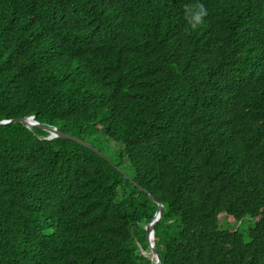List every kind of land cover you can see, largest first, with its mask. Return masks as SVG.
I'll use <instances>...</instances> for the list:
<instances>
[{
    "label": "trees",
    "instance_id": "16d2710c",
    "mask_svg": "<svg viewBox=\"0 0 264 264\" xmlns=\"http://www.w3.org/2000/svg\"><path fill=\"white\" fill-rule=\"evenodd\" d=\"M10 119L0 264H155L150 195L161 264H264V0H0Z\"/></svg>",
    "mask_w": 264,
    "mask_h": 264
},
{
    "label": "water",
    "instance_id": "95a60500",
    "mask_svg": "<svg viewBox=\"0 0 264 264\" xmlns=\"http://www.w3.org/2000/svg\"><path fill=\"white\" fill-rule=\"evenodd\" d=\"M19 120L25 122L29 126L37 125V126L43 128V129L47 130L49 132V135L46 136V138H48V139L54 138L56 136H62V137H66V138H71V139L76 140L78 142L84 143L85 145H87L88 147L92 148L93 150H95L99 154L104 155L100 150H98L96 147L92 146L90 143H88V142H86V141H84V140H82V139H80V138H78V137H76V136H74L72 134L60 131L55 126L43 125L42 123L37 121L33 115L32 116H27V117H22ZM9 121H16V119L2 120V121H0V123H5V122H9ZM126 176L128 177V175H126ZM140 188L142 190H144V188H142V187H140ZM150 197L153 200L158 202V208H157L156 213H155L154 217L152 218V220L145 225V228L147 230V243H148V247H149L150 258L152 259V261L155 262V264H161V259H160L159 253L156 251V249L154 247V231H155L154 228H155L156 223L162 217L163 210H164V205H163L162 202L156 200V198L153 195H150ZM151 235L153 236V240L151 239ZM140 248L142 249V247H140ZM143 252H144V250H143ZM144 254H146V251H145Z\"/></svg>",
    "mask_w": 264,
    "mask_h": 264
},
{
    "label": "rangeland",
    "instance_id": "374dc122",
    "mask_svg": "<svg viewBox=\"0 0 264 264\" xmlns=\"http://www.w3.org/2000/svg\"><path fill=\"white\" fill-rule=\"evenodd\" d=\"M99 148L103 149V151H105L106 153H108L109 155H112L113 152L112 151H109L108 148L106 147V145H102V144H99L98 145ZM126 159V158H125ZM122 167H123V172L130 176V174L132 173V170L131 168L129 167V164L128 162H122ZM220 221H219V224L221 226H224L226 228H232V227H239V230L241 233H243L244 237H245V240H248L249 239V230L252 226H254V219H251V218H246V219H243L242 223H238L236 225H233L232 223H225L224 221H228V220H231L232 217H229L228 215H225V214H221L220 215ZM143 249V248H142ZM144 250V249H143ZM142 250V251H143ZM146 250H144L143 253H145ZM150 253L146 251V255H149Z\"/></svg>",
    "mask_w": 264,
    "mask_h": 264
},
{
    "label": "clouds",
    "instance_id": "9594fccd",
    "mask_svg": "<svg viewBox=\"0 0 264 264\" xmlns=\"http://www.w3.org/2000/svg\"><path fill=\"white\" fill-rule=\"evenodd\" d=\"M189 15H191L190 23L194 21V23H192V27L196 28L200 23L203 22V17L207 15V11L203 7V5H200L198 10H196L194 14H192L190 12L189 6L185 5V18L188 19Z\"/></svg>",
    "mask_w": 264,
    "mask_h": 264
},
{
    "label": "bare ground",
    "instance_id": "6f19581e",
    "mask_svg": "<svg viewBox=\"0 0 264 264\" xmlns=\"http://www.w3.org/2000/svg\"><path fill=\"white\" fill-rule=\"evenodd\" d=\"M151 239L153 240V236L151 235Z\"/></svg>",
    "mask_w": 264,
    "mask_h": 264
}]
</instances>
